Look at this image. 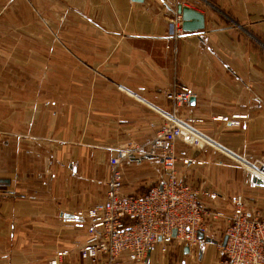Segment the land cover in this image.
<instances>
[{
	"label": "crops",
	"instance_id": "0c3cea01",
	"mask_svg": "<svg viewBox=\"0 0 264 264\" xmlns=\"http://www.w3.org/2000/svg\"><path fill=\"white\" fill-rule=\"evenodd\" d=\"M166 1L0 0V264L61 250L62 264H95L77 253L86 221L66 219L103 199L120 147H133L124 192L165 178L148 143L183 86L194 103L180 108L193 131L174 142L182 178L217 192L210 205L229 211L241 195L264 213V181L244 162L264 163V0ZM179 5L203 27L185 29ZM217 247L207 235L143 264H225Z\"/></svg>",
	"mask_w": 264,
	"mask_h": 264
},
{
	"label": "built area",
	"instance_id": "2783aa9c",
	"mask_svg": "<svg viewBox=\"0 0 264 264\" xmlns=\"http://www.w3.org/2000/svg\"><path fill=\"white\" fill-rule=\"evenodd\" d=\"M160 2L167 4L166 0ZM191 97L192 91L186 86L168 95L173 101L171 111L148 143L165 170L160 183L143 195L124 192L122 167L132 156L133 147H120L110 160L111 175L103 199L66 219L86 221L85 240L77 251L80 259L95 264H143L152 249L167 254L187 246L192 251L202 240L199 235L204 238L223 230L220 253L225 264H264V213L248 207L241 195L229 199V211L210 205L220 195L194 188L175 165L174 142L184 132L193 131V119L180 114ZM245 117L232 115L230 124L239 125V119ZM181 162L183 166L202 164L189 157ZM244 162L255 177L264 181V163ZM68 252L57 251L45 264H62Z\"/></svg>",
	"mask_w": 264,
	"mask_h": 264
},
{
	"label": "water",
	"instance_id": "95a60500",
	"mask_svg": "<svg viewBox=\"0 0 264 264\" xmlns=\"http://www.w3.org/2000/svg\"><path fill=\"white\" fill-rule=\"evenodd\" d=\"M137 2H142L143 0H133ZM178 13L183 14V18L185 19V29L195 31L197 29H200L203 27V15L199 12L192 10L188 7H182V5L178 6ZM194 103V97L192 96L190 98V104L192 105ZM0 182H8V179L0 178ZM199 238H202V235H199ZM222 244H225V238L222 242ZM185 253L188 252V247H184Z\"/></svg>",
	"mask_w": 264,
	"mask_h": 264
},
{
	"label": "rangeland",
	"instance_id": "374dc122",
	"mask_svg": "<svg viewBox=\"0 0 264 264\" xmlns=\"http://www.w3.org/2000/svg\"><path fill=\"white\" fill-rule=\"evenodd\" d=\"M5 15V14H4ZM4 20V18H3V16H2V21ZM5 20H7V18L5 19ZM8 30H7V28L6 29H4L2 32H3V35H2V37H4L5 35H7V32ZM1 47H4V48H6L7 49V47H8V44L7 43H4V44H1ZM8 75V73H5V72H2V75ZM161 164V163H160ZM159 164V166H160V168H161V170L164 172V174H165V170L163 169V166L162 165H160ZM248 207H250V206H248ZM222 233H223V230H219L218 232H215V233H209L208 234V237H210V238H212V239H215L216 240V243L218 244V247H217V249H218V251H219V253L221 252L220 251V249H221V247H220V240H221V237H222ZM221 254V253H220ZM222 256V255H221ZM181 258H183V256H179V258H178V261H179V259H181ZM221 259H223V256L221 257ZM223 261H224V259H223Z\"/></svg>",
	"mask_w": 264,
	"mask_h": 264
}]
</instances>
